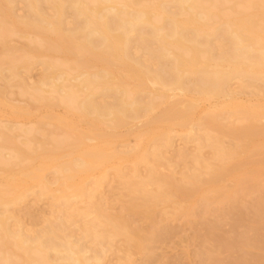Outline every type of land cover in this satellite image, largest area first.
I'll return each mask as SVG.
<instances>
[{"label": "rangeland", "instance_id": "374dc122", "mask_svg": "<svg viewBox=\"0 0 264 264\" xmlns=\"http://www.w3.org/2000/svg\"><path fill=\"white\" fill-rule=\"evenodd\" d=\"M135 1L147 5L160 0ZM246 1L250 3V7ZM200 2L203 7H209L215 13L211 16L212 18L210 17L211 19H208V24L212 26H217L225 19L232 20L244 15L255 14L251 16L254 26L264 27V15L260 18L256 17L264 11V0H245L247 6H244L245 3H241L244 2L243 0H200ZM20 12L19 10L18 13L20 14ZM21 26H16V29L12 27L13 33L7 32L8 35L3 34L1 35L3 37L0 36L2 38L0 40L1 68H6L9 63H15L17 58L24 57L26 53L29 61H33L31 70L26 69L25 71V69L20 68L14 77L13 75L10 76V73L5 69L6 72H2L3 78L0 79V132H6L12 138L11 144L2 143L3 147L0 146V191L6 189L9 184L15 185L14 192L22 191L23 187H27L24 190L23 197L11 203L12 205H7L10 214L6 217V221L8 225L14 228L10 227L12 230L24 227L23 231L25 233L27 231L30 238L40 237L45 245L57 241L55 245H59V249L62 247L64 237L65 239L70 237L72 239L69 240L74 241L77 236L76 239L80 238L79 242L82 243L80 247L85 250V255L91 259L89 260L90 264L96 262L92 260L94 257L99 258L98 264H110L111 262L112 264H264V253H262L264 252V244H262L264 241H262V245H258L260 248L258 246L257 249L248 248L249 251L244 250L241 245L243 237H252V235H255L254 232L260 230H252L257 225V220L259 221L261 218V220H264V214H258L255 210V205L264 202V130L261 131V129H264V85L260 81L245 80L242 83L240 80L234 79L235 81H231L232 84L229 88L231 87L230 89L233 91L231 93L233 95H230L235 101L241 102V104L248 103L250 106L257 104L255 107H263V111L258 110V115L250 119V122L242 118L246 114L243 111L241 112L242 115L229 117L230 120L228 117L227 120L226 118L222 119L224 120L222 124L226 123L225 121H232L236 128L254 123L253 125L257 129L247 135V137H250L249 139L238 140L230 136L227 137L228 135L223 134L217 128L211 129L209 127L210 131L208 133L202 130L204 124H201V122L208 119L204 116L209 111L204 107L208 108L210 103L217 102L216 100L219 101L222 97H217V99L214 97L208 99L209 101L204 99L205 101H203L200 97V99L196 97L199 95L194 97L195 94L190 93L182 94L183 97L185 96L184 98L181 94L178 97H168V99L165 97L166 102L163 100L164 97L159 99L155 96V99L152 98L151 102H155L156 104H152L159 107L157 108L154 105V112L152 110L151 114L150 112L147 114L141 112L135 118L127 116L122 119V122H119L120 124L123 123L122 125L119 123L117 125L114 122L109 124L110 120L98 118L95 121L96 118L92 120L91 116V118L81 116L82 113L76 108L75 104L82 98L80 96L82 93H79L77 100H75V97L74 101H68L58 96L57 93H46V91L40 93V91L32 90L31 87L35 85L38 77L41 78V74L46 71L44 65L35 63L37 58L31 57V51L37 53L40 60H50L56 65V70L55 68L53 70H65L67 79L79 72L94 71L99 69L100 66L99 68L90 67L87 55L83 54L81 50H77L78 48L73 47V45H69L67 50L61 52L54 48V45L51 46L50 35H36L31 30L28 31L29 29L25 30L27 27ZM19 27L22 28L20 30L22 31L21 36ZM257 27L256 29H258ZM39 37L43 39H39ZM11 58H15V61L12 62ZM75 63L77 67L73 65ZM113 68L115 72H119L118 69H115V66ZM4 74H8L6 77L10 80ZM22 74L25 77L27 75L26 79L25 77L22 78L23 81L20 78ZM19 79L21 82H18ZM130 81L128 82L131 83L132 81ZM23 82L28 83L25 85ZM64 82H66L65 85L69 84L67 83L68 80ZM251 82L253 83L251 84ZM153 87V85L150 88L149 84L145 85L143 93L147 91L155 92L156 87L158 89V86H155V89ZM125 88L129 90L130 86L125 85ZM174 92L179 91L175 90ZM141 93L140 95L144 97L148 94L142 93V95ZM129 95L125 98L127 101L133 96ZM165 95H171V92L167 91ZM190 98H196L198 102L200 100V106L196 102L199 107L196 105L195 109H189V111H186L182 106L179 110L180 114L176 113L170 120L166 118L168 117L166 116V109L170 107L169 105L172 102L179 100L182 105L186 99ZM140 99L147 101V98L140 97ZM182 111H184V114H181ZM223 115L227 116V114ZM207 116L209 115L207 114ZM234 120L235 122H233ZM108 124L110 127L107 126ZM5 125L10 126L13 130L6 131ZM1 141L2 138L0 137ZM245 141L247 147L242 149L239 145ZM91 146L101 147L111 157L103 162L99 158L98 160L91 159L93 162L90 160V165L93 164V166L91 165L90 169L84 170L80 167L77 169L75 162H73L78 161L75 160V157L81 156V152L83 153ZM217 147H221L223 152L227 153L229 150L234 151L232 158H226L227 155L221 158L222 160L217 158L214 153L217 151ZM17 150L21 151L22 154H17ZM136 151L138 157L143 156L137 158ZM127 154H131L130 157L134 160H127ZM159 155L162 158L156 160V156ZM195 155L202 156L200 158H203V162L200 160L198 163H194L192 158ZM150 162L155 163V176L159 177L163 173L161 175L168 177V179H165L164 187L161 184V189L165 190L167 188L169 192H174V195L170 201L151 203L148 208H139L136 215H134L135 213L131 215L128 210L122 207V205L128 204L129 196H127V190H125L122 180L117 175L118 169L121 168L122 173L129 176L133 170L144 176L148 173ZM221 166H229L230 170L218 175L221 176L219 178L216 176L215 183L213 182L214 172L212 171H217ZM38 167H41V170ZM36 168L42 177L38 185L27 178V174ZM65 168H69L70 172H68L69 170L66 171ZM248 170V173H251L254 178H248L244 182L235 180L238 184L235 183L234 179H237L238 175H242L243 172L246 173ZM182 172L198 175L200 181L197 185L198 188H195L194 185L189 187V184L182 180ZM68 174L71 175L70 178H66ZM174 178L180 186V191L177 189L178 184H173L176 182ZM76 184L82 185L87 192H91V199L99 206L85 205L78 198H72V190ZM150 185H152L149 186L152 189L157 188L155 184ZM61 189H65L66 193L72 196H70L72 200L69 198L70 201L75 202L74 199L76 198V201L78 200L75 202L77 205H71L72 208H68V205H58L59 201L51 200V196L59 194L58 192ZM226 189L234 190L236 197L234 196L232 200L228 201L223 196ZM47 193L48 195H45ZM7 197L11 198V195ZM52 201L53 204L56 202L57 205H52ZM101 206H104V208H101ZM118 206H120V209ZM186 206L188 207L186 208ZM190 206L191 208H189ZM0 208V212H3V208ZM99 209L100 212L98 211L99 214H97L96 212ZM103 210L107 215L109 214L110 220L118 215L121 218L124 217L125 219H123L127 220L128 223V231H133L134 228L138 230L136 237L139 236L137 238L139 240H135L136 237L129 240L124 234H116L119 231V228L117 229L118 225L113 223L116 228L114 229L112 220L108 219L109 217L106 222L104 220L106 213L103 215ZM256 215H259V217ZM98 216L99 219H96ZM88 224L91 225H89V228H94V231L90 228L93 231H91L92 233L89 232L90 230L84 233L88 228ZM50 229L52 239L49 240L47 232L50 233ZM52 229L53 231L56 230L54 235ZM82 230L84 231L82 232ZM93 235L97 236L94 237ZM133 242L134 244L137 242L140 244L137 247L138 249ZM28 253L30 254L28 255ZM79 254L81 255L82 252ZM40 256V254L35 255V252H24L20 248L18 249L12 237L0 234V264H38L39 262L40 264H46V261L47 264H50V261H48L50 259H57L54 263L60 264V262H63L57 258L54 252L52 254V251H50V259Z\"/></svg>", "mask_w": 264, "mask_h": 264}, {"label": "bare ground", "instance_id": "6f19581e", "mask_svg": "<svg viewBox=\"0 0 264 264\" xmlns=\"http://www.w3.org/2000/svg\"><path fill=\"white\" fill-rule=\"evenodd\" d=\"M130 1L128 0H0V36L3 34L8 35L7 32L13 33L14 30L12 29V27L15 28L16 26L23 25L25 28L27 27L25 30L29 29L28 31L31 30V32H34L36 35L37 34L48 35V36L50 35L51 46L54 45L53 47L56 48L57 50L64 52L65 50H67L69 45H73V47L78 48L77 50H81L83 54L87 55L90 67L94 66L99 68L100 66L99 69H95L94 71L79 72L73 75L71 78L67 79L65 70L55 71L56 65L50 62V60H40L38 58V54L31 51L32 53L31 57L37 58V62L35 61V63L44 65L46 71V72L43 71L45 73L41 74L42 76L41 78L38 77V80L35 82V85L31 87L32 90H36L37 92L40 91V93L45 91L46 93L48 92H53V94L57 93V95L59 94L58 96L68 101H74L75 97H76L75 100H77L79 93H82V95H80L82 96V98L78 100L75 105L76 108L82 113L79 114H81V116H84L85 118L87 116L89 117L91 116L92 118L91 117L90 118L92 120L96 118L95 121L98 118L101 120H110L111 122L109 121V124L114 122L115 124L119 125L120 124L119 122H122V119L123 118L125 119V117L127 116H132L133 118H135L138 117L139 113L141 114V112H144L146 114L150 112L151 114L152 113L151 110L152 111L155 110L154 105L156 103L151 102L152 98L155 99L154 98L155 96L156 98L158 97L159 99L161 97L164 98L166 97L168 99V97L170 98L174 96L178 97L179 94H181V96L183 97L182 94L185 95L186 93H190V94H195L194 97L196 95H199L196 97H198V99L200 98L203 99V101H205L204 99H207L206 101H209L208 99L214 97H216V99L217 97H222L220 99L225 98L226 100H220L218 98L219 101L216 100L217 102H214L212 99L214 103L212 102L209 104V106L207 105L208 108L204 107L207 110H209L207 113L209 116H207V114L206 116H204L207 117L208 119L205 121L202 120L201 124H204L202 130L208 133L210 131V128L211 129L217 128L221 130L223 134L228 135L227 137L230 136L233 137V139L236 138L238 140H244L246 138L249 139L250 137H247V135L255 131V129H257L253 125L254 123L252 124L244 123L246 125L244 126L241 125L242 127L236 128V126L233 125L234 123H232V121H228V122L225 121L226 123L222 124V121H224L222 119L226 118L227 120V117L229 118L232 116H238V114L242 115L241 112L243 111V113L246 114L243 115L242 118L247 119L250 122V119L258 115L259 112L258 110H262L263 108L260 106L255 107L257 104H255V106L252 105L250 106V104L248 103H245L248 105L241 104V102L238 103L237 101H235L233 97H231V95H233L231 94L233 91L230 89L231 87L229 88V86H231L230 84H232L231 81L234 79L238 81L240 80L242 83L245 80L247 81L257 80L264 85V27L261 26L257 27L255 25L258 28L256 29L251 19V16H254L255 14L244 15L232 20L225 19L222 22L218 23L217 26L216 25L212 26L211 24H208V19L211 16L215 15V13L211 10V8L209 9V7L208 8L203 7L201 5L202 3L200 2V0H160L153 4H147V5L141 4L140 2H137L135 0L131 2ZM243 1L244 2L241 3L242 4L245 3L244 6H247L249 2L246 1L247 2L246 4L245 0ZM249 5L250 3L248 4V6ZM19 10L21 11L20 14L18 13ZM262 15H264V11H262V13H260L259 16L256 15V17L260 18L262 17ZM21 29L22 28H20L19 31ZM20 33L22 34V31H20L19 34ZM39 39H43V38L39 37ZM0 40H2V38H0ZM26 55L27 53L24 55V57L17 58L18 60L16 59L15 63L13 62L15 58L14 59L11 58L10 60L13 62V64L9 63V65L6 68H1L2 65L1 62L0 79L3 78L2 72L4 71L5 73L6 72L5 69L7 70L8 73H10V76L17 75V72L18 70H20V68L25 69V71L26 69L31 70L30 68L33 64V61L32 62L31 60L29 61V57H27L28 55L27 56ZM73 65H76V63ZM114 66L116 70L118 69L119 71L118 73L113 70ZM54 68L55 70H53ZM6 75L8 74H4L5 77ZM22 76L23 74L20 76L21 80L22 78L25 77ZM21 80L19 79L18 82H21ZM67 80H68L67 83L69 84L65 85L66 82L64 81ZM128 81H130L131 83H129ZM23 83L25 84V82ZM27 83L28 82H26L25 85H27ZM242 83L241 85H243ZM252 83L253 82H251V84ZM148 84H149V88L150 86L153 85L154 87L158 86V89L156 87L155 92L153 91L148 92L147 90H145L147 92L143 93L144 86ZM248 84L251 86L250 83ZM125 85L130 86L129 90L125 88ZM26 87L28 88V86ZM175 90L179 92L176 93L174 92ZM167 91H170L171 95H165V92L167 94ZM138 92L139 95L140 92H142L143 94L148 93L147 96L145 97L140 95V97H143L144 99L147 98V101H142L141 100L142 98L140 99ZM129 94L133 96L129 101H127L125 98ZM35 97L37 98V95ZM164 98H163L164 101L167 100L166 98L165 99ZM111 99L112 101H110ZM196 102H198L196 98L195 99L190 98L188 100L186 99L182 103V105L179 100L172 102L173 104L171 103L172 105L170 104L169 105L170 107L166 109L167 110L166 116H168L166 118L170 120V118L173 115L175 116L176 113L180 114L179 110L180 107L182 106L186 109V111H189V109H193L194 107L196 108L197 105ZM199 102L198 104L200 106L201 102L200 103ZM158 103L160 104L159 101ZM155 106L157 107V105ZM184 111H182L183 113L181 114H184ZM223 114H227V116H224ZM166 118L164 117V119ZM101 120L98 121L100 122ZM233 122H235V120ZM109 124L107 125L108 127H110ZM4 127L6 131L13 130L8 125H5ZM263 130L264 129H261L262 132ZM0 137L2 138V141L0 142L1 147H3L2 143L4 144L12 143V138L8 136L6 132L2 133L1 131ZM235 144L238 145V143L236 142ZM239 146H241L242 149L246 148L247 147L246 141ZM136 148L135 150H137ZM141 150L144 151L143 149ZM16 152L17 154H22L21 151L17 150ZM233 152L234 151L231 150H229L228 153L223 152V149H221V147H217V151H215L214 153L217 158L221 159L227 155L226 158L230 159V157L234 154ZM81 154H82L81 156H78L77 158L75 157V160L78 161H73V162H75L74 164H76V166L75 165L74 166L77 167V169L78 167H80L81 169L84 170L88 169L91 165L93 166V164L90 165L91 159L98 160L99 158L100 161L103 162L111 157L110 154H107L106 152L103 151L101 147H97V146H91L83 153L81 152ZM137 154L138 152L136 151V156ZM130 155L131 154H127L126 159L131 161L134 160L133 158L130 157ZM132 157L134 156L132 155ZM139 157L137 156V158ZM200 157L199 155H195L192 158L194 160V163H198L200 160H202L203 162V158ZM160 158L162 157L159 155L156 156L155 159L158 160ZM154 164L153 162H150L148 164L149 170H147L148 173L144 176L140 175L134 170L132 171V174L129 176L125 173H122L120 167H119L120 169H118L119 171L117 175L119 179L122 180L125 190H127L126 192L127 196H129V201H127L128 204L127 205L125 204L126 206L122 205V207L123 209L128 210L131 213V215L134 213H135L134 215H136L138 213L139 208H144V209L148 208V206L151 203H157L159 201L164 202L168 200L170 201L174 195V192L173 193L169 192L167 188H165V190L161 189V184L162 185L165 184L166 183L165 179H168V177L161 175L163 173H161L159 177L155 176L154 174L156 173H155ZM229 166H223V167L221 166L217 171H212L214 172L213 182H215L214 180L216 176L221 175L226 171L229 172L230 170L228 168ZM38 168L39 170H41V167ZM39 170L36 168L35 170H32L31 172H29V174H27L28 175L27 178L37 183V185L40 179L42 180ZM65 170L66 171L69 170L68 172H70L69 168L68 169L65 168ZM188 172L181 173L182 180L188 183L189 187L190 185L191 186L194 185L195 188H198L197 185L200 183V181L198 180V175H193L190 173L188 174ZM248 172L249 170L246 173L243 172L242 175H238V178L234 179V181L237 180V182L238 181L244 182L246 179L248 180V178L249 179L252 177L254 178V176ZM70 177L71 175L69 174L68 176H66V178H70ZM219 177L221 176H218V178ZM168 182L170 181L168 180ZM237 182L235 181V183ZM150 184H155L157 188L152 189L151 187H149L152 186ZM173 184H178V182L176 181ZM14 187H15L14 184H9L7 185L6 189L0 191V207L3 208L2 209L3 212H0L1 215L0 234L7 237H12L16 247L18 249L20 248L24 252H31V253L35 252V255L40 254L41 255L40 257H46L47 259H50V251H52V254L54 252L57 258L63 261L62 263L60 262V264H90L91 262L89 260L91 259L85 255V250H83L80 247L81 246L80 244L82 243L79 242L80 238L76 239L77 236L75 237V239L73 238L74 241H70L69 239H72L70 237L69 238L66 237V239L64 237L62 241L63 243L61 244L62 247L61 249H59L60 246L55 245L57 241L55 242L52 240L55 243L50 245H45L43 243V240L40 239V237L35 236V238H30L29 237L30 235L29 236L27 235L28 234L27 231L26 233L25 231H23L24 227L21 228L20 226L21 229L12 230L13 227L11 225H8L6 221V217L10 214L9 213L10 211H8L7 209V205H12L11 203L23 197V195L25 194L24 190L27 189V187H23L22 191L14 192L15 191ZM84 188L82 185L76 184L72 190L73 197L67 194L65 189H61L59 190L60 192H58L59 194L57 195L53 194L51 196V200L53 199L56 202L59 201L60 203H58V205H68V208H72L71 205H77V203H75L78 201V200L76 201V198H78L80 201H83L85 205L99 206L98 203L95 204V202H93V200L91 199L92 197L91 192H87ZM153 188L155 187L153 186ZM179 188L180 186L177 189ZM245 191L248 192L247 190ZM55 192L57 193V190ZM235 194L236 192L234 190L226 189L223 196L229 201L233 199ZM8 195H11V198H8L7 197ZM45 195H48V193ZM70 196L72 198L76 197L74 199L75 202L70 201V199L72 200ZM56 202H54L53 204L52 201L51 203L52 205L56 206L57 205ZM120 206H118L119 209ZM255 206H256L255 210L258 214L261 213L264 214V202H259L258 205ZM187 207L188 206H186V208ZM101 208H104V206L103 207L101 206ZM189 208H191V206ZM98 211L100 212V209L97 210L96 212L97 214H99ZM104 213L106 212H104L103 210V215H105ZM108 215L107 213L105 215L106 218L104 220L106 222H107V218L109 217ZM257 217H259V215ZM110 218L111 217H109L108 219L110 220ZM123 218L119 217V215L117 217L115 216L113 219H111L112 226L113 223L115 225L117 224L118 225L117 229L119 228L118 229L119 231L116 234H122V235L124 234V236H126L127 239L133 240L136 237L138 230H135L134 228L132 229L133 231L129 230L131 232L130 233L127 229V224H128L127 220H124L125 218L124 219ZM96 219H99V216L98 218L96 217ZM261 219L259 221L257 220L256 222L257 225L252 229L254 231H257V229L260 230L257 231L256 233L254 232L255 235L251 234L252 237L251 236L243 237V241L241 245L244 248V250L249 251L248 248L257 249L259 247L258 246L259 244L260 245L264 244L262 243V241H264V220ZM89 225L90 224L87 225L88 228ZM115 225L113 226L114 229H116ZM88 228L85 231L82 230V232L84 231V233H86L87 231L90 230L91 227L89 229ZM91 229L93 230L94 228ZM92 230H90L89 232H91ZM55 231H53L52 229L53 235ZM94 234H96V232H94ZM47 236L49 240L52 239V237H50L51 229H50V233L47 232ZM93 236L95 237L97 235H93ZM138 237H136L135 240ZM138 240L139 239H137V241ZM141 244L143 245V243ZM139 245L140 244L138 242L134 244L136 248L139 247ZM74 247L76 248L74 249ZM81 252L82 254L80 255L79 253ZM256 252L258 251L256 250ZM29 254L30 253H28V255ZM27 257L29 258V256ZM56 260L57 259H50L48 261H50V264H59V263H54L56 262ZM92 260H94V262L96 261L95 263L97 264L99 263V258L97 257H94ZM38 264H40V262ZM110 264H112V262Z\"/></svg>", "mask_w": 264, "mask_h": 264}]
</instances>
